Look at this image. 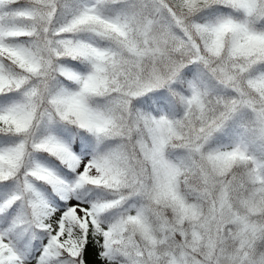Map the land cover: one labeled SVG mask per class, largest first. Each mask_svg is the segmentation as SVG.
Returning <instances> with one entry per match:
<instances>
[{"label": "snow or ice", "instance_id": "1", "mask_svg": "<svg viewBox=\"0 0 264 264\" xmlns=\"http://www.w3.org/2000/svg\"><path fill=\"white\" fill-rule=\"evenodd\" d=\"M0 264H264V0H0Z\"/></svg>", "mask_w": 264, "mask_h": 264}]
</instances>
